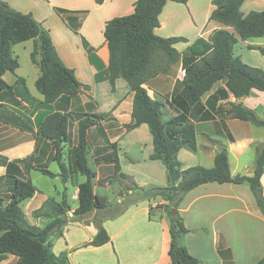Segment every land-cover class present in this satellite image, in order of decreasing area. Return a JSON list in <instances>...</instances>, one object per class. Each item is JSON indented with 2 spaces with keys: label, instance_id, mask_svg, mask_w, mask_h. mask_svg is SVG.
I'll list each match as a JSON object with an SVG mask.
<instances>
[{
  "label": "crops",
  "instance_id": "crops-1",
  "mask_svg": "<svg viewBox=\"0 0 264 264\" xmlns=\"http://www.w3.org/2000/svg\"><path fill=\"white\" fill-rule=\"evenodd\" d=\"M4 1L17 11L31 13L49 32L63 63L74 70L78 81L89 86L76 96L62 95L51 103H43V95L35 87L39 68L31 60L29 73L20 71L21 63L17 58L15 72L6 71L2 75L12 90L0 91V159L13 160L33 154L37 163L55 174L50 177L36 169L29 171L28 177L37 190L19 203L26 222L42 227L61 219V225L49 235V241L52 251L65 253L70 264H171L169 220L163 209L156 207L166 201L159 196L130 202L122 212L114 209L110 212L108 207L83 215L73 212L78 206V184L85 179L76 170L74 160L77 122L83 113H108L88 129L86 137L88 164L95 172L93 190L98 196H105L107 203L118 204L125 196L139 191L135 185L150 187L168 183L163 163L149 158L153 144L147 124L125 129V124L131 120L133 92L121 77L115 79L112 89L103 70L108 61L103 36L105 22L131 13L135 0ZM259 1L264 2L244 0L240 9L243 13L259 10ZM55 8L66 9L78 17L77 32L71 30ZM213 8L212 0L185 3L168 0L158 16L159 25L154 33L161 37H184L185 41L173 44L182 54L196 39L207 40L212 31L225 28L209 18ZM260 38L261 42L238 38L234 54L245 63L256 65L246 58L254 51L247 45L264 46V35ZM82 39L93 48L97 59H89ZM17 44L11 48L15 56ZM256 66L264 70V54L259 55ZM181 69L179 58L143 84L150 97L164 103L162 120L167 132L179 133L186 129V134L193 136L194 149L182 147L177 152L181 168L211 167L215 153L220 146H225L230 174L251 175L255 146L263 140L264 128L238 118H223L215 113V108H227L229 102H239L264 119V91L252 89L249 95L236 99L227 91L224 80H219L198 103L185 110L177 103L178 91L174 89L175 83L183 77ZM18 77L23 78L24 83L19 82ZM56 111L70 115L67 141L60 156L67 168L66 180L60 176L57 161L52 159V142L36 135L39 122ZM176 116L179 118L173 121ZM114 157L132 187L121 185L117 180L110 181ZM4 174L5 166L0 164V177ZM3 182L1 178L0 192L7 191ZM260 182L264 195V170ZM59 208L64 211L60 212ZM178 212L187 228L182 243L199 259V264H254L264 257V217L247 182L200 184L184 194ZM99 220L109 240L93 246L89 242L97 232ZM10 262H16L12 254L0 264Z\"/></svg>",
  "mask_w": 264,
  "mask_h": 264
},
{
  "label": "trees",
  "instance_id": "trees-1",
  "mask_svg": "<svg viewBox=\"0 0 264 264\" xmlns=\"http://www.w3.org/2000/svg\"><path fill=\"white\" fill-rule=\"evenodd\" d=\"M101 1L95 0L97 3ZM167 1L135 0L131 13L113 17L105 22L103 36L108 50V61L103 70L112 89L116 78L121 77L127 82L133 92V98L131 120L125 124V129H133L142 123L147 124L153 144L149 158L160 160L165 166L167 185H135V188L142 191L141 198L159 196L166 201L156 207H161L169 220L168 255L171 264H199V259L191 255L182 243V236L187 232V228L178 212L180 201L187 191L200 184L247 182L264 217V195L260 182L264 170V138L255 146L251 175L230 174L225 146L219 147L211 167L192 165L182 169L177 152L182 147L194 149L193 136L186 134V129L179 133L167 132L162 120L164 103L150 97L143 84L180 58L184 75L175 83L174 89L178 91L177 103L185 110L198 103L219 80H224L227 91L236 99L249 95L252 89L264 91V70L245 63L233 51L238 38L250 40L264 35V9L243 13L240 8L244 0H212L214 8L209 18L223 24L225 28L215 29L207 40L196 39L180 54L173 44L185 41L184 37H161L154 33V29L159 25L158 16ZM171 1L185 3L187 0ZM55 11L67 22L71 30L78 31L79 22L76 15L62 8H55ZM26 40H32L30 60L39 68L35 87L43 95V103H51L62 95L73 97L82 90H88L89 86L78 81L74 70L60 59L49 32L41 23L31 13L17 11L4 0H0V91L12 90L2 79V75L6 71L15 72L18 60L11 48L14 44ZM82 42L89 59H97L93 48L84 39ZM247 48L264 54V46L248 44ZM17 80L24 83L21 77ZM215 113L223 118H238L264 128V119L239 102H229L227 108L218 106ZM107 114L83 113L78 118L74 160L76 170L85 179L78 184V206L73 210L77 215L109 207L106 197L98 196L93 190L92 180L95 172L88 164L86 139L88 129ZM178 118L174 117L173 121ZM69 119L68 113L56 111L46 115L36 128L38 137L52 142V159L57 161L63 180H66L68 175L60 156L67 141ZM113 162V179L110 181L117 180L122 183L128 176L121 172L117 157H114ZM0 164L5 166V174L0 179H4L3 187L7 188L6 192H0V261L12 254L16 257L15 264H70L65 253L55 254L52 251L49 241V235L61 225L62 220L50 221L42 227L30 225L19 205L37 190L28 177L31 169L39 170L50 177L55 174L43 164L37 163L33 154L13 160L1 158ZM133 201L135 200L126 202L124 198L115 204L117 211L122 212ZM58 210L64 211L63 208ZM96 224L97 232L89 242L93 246L102 245L109 240L100 220ZM254 264H264V257Z\"/></svg>",
  "mask_w": 264,
  "mask_h": 264
},
{
  "label": "rangeland",
  "instance_id": "rangeland-1",
  "mask_svg": "<svg viewBox=\"0 0 264 264\" xmlns=\"http://www.w3.org/2000/svg\"><path fill=\"white\" fill-rule=\"evenodd\" d=\"M261 9H264V2L259 1V10H261ZM250 40L261 42L263 39L259 37V38H252ZM31 49H32L31 40L19 43L14 47L15 54L17 55V58L21 63L20 71L25 73V74L29 73L28 64H30V51H31ZM259 55H262V54L260 52L254 50V51H251L247 55L246 58H247V60H249L253 64L258 65L259 64ZM256 65H254V66H256ZM122 183L125 186H131L132 187V185L129 184L131 182L128 179H126L125 182L123 181ZM122 183H121V185H122ZM2 186H3V184H2ZM114 193L116 194V192H114ZM141 195H142V191H137V192H134L133 194L127 195V196H125L126 202L132 201V200H137V199L143 200L144 198H141ZM108 209L110 212L113 209L117 211V208H116L114 203H112V204L109 203ZM9 264H12V263L10 262Z\"/></svg>",
  "mask_w": 264,
  "mask_h": 264
},
{
  "label": "built area",
  "instance_id": "built-area-1",
  "mask_svg": "<svg viewBox=\"0 0 264 264\" xmlns=\"http://www.w3.org/2000/svg\"><path fill=\"white\" fill-rule=\"evenodd\" d=\"M181 73H182V75H184V69L183 68L181 69Z\"/></svg>",
  "mask_w": 264,
  "mask_h": 264
}]
</instances>
